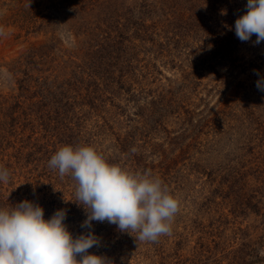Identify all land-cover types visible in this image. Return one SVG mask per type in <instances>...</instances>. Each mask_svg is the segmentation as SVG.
<instances>
[{
  "label": "rangeland",
  "instance_id": "374dc122",
  "mask_svg": "<svg viewBox=\"0 0 264 264\" xmlns=\"http://www.w3.org/2000/svg\"><path fill=\"white\" fill-rule=\"evenodd\" d=\"M247 0H0V208L85 210L48 167L62 146L160 178L172 234L136 240L93 221L112 264H264V41L242 42ZM135 149V151H132Z\"/></svg>",
  "mask_w": 264,
  "mask_h": 264
},
{
  "label": "clouds",
  "instance_id": "9594fccd",
  "mask_svg": "<svg viewBox=\"0 0 264 264\" xmlns=\"http://www.w3.org/2000/svg\"><path fill=\"white\" fill-rule=\"evenodd\" d=\"M246 9L235 21V34L242 42L255 35L259 44L264 41V0H247ZM6 35L0 27V36ZM257 88L264 91V78L257 81ZM48 167L75 182L74 202L86 214L80 226L88 231L74 237L65 224L66 209L45 219L44 209L28 200L0 208V264H112L89 251L101 243L92 231L93 221L116 225L122 233H136L141 242L155 243L172 234L179 201L150 172L110 163L90 145L60 147ZM10 179L9 169L0 166V183Z\"/></svg>",
  "mask_w": 264,
  "mask_h": 264
}]
</instances>
